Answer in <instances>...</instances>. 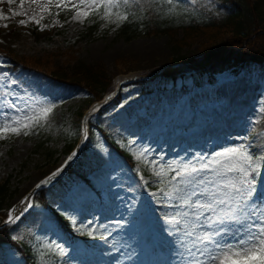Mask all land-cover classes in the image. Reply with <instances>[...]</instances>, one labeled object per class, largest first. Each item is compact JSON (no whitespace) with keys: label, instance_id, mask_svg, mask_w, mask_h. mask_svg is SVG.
<instances>
[{"label":"rangeland","instance_id":"rangeland-1","mask_svg":"<svg viewBox=\"0 0 264 264\" xmlns=\"http://www.w3.org/2000/svg\"><path fill=\"white\" fill-rule=\"evenodd\" d=\"M184 2L186 7L174 2L164 10L168 23L180 26L190 20H208L206 16H198L200 11L195 12L203 5H196L194 0ZM79 3L80 0H72V4ZM9 8L27 15L11 17ZM0 10L11 17L0 20V49L11 57L32 63L27 73H0V76L7 74L0 79V123L31 115L40 106L55 105L49 117L34 125L29 135L8 133L0 139V186H4L0 201L1 212L6 214L3 225L17 224V221L4 223L8 211L36 178L46 176L59 165L71 145L67 144L69 136L78 137L80 117L88 112L93 117L97 114V98L86 97L77 87L60 86L56 80L44 78V73L58 72L68 77L77 65L97 66L111 80L106 94L118 85L122 93L130 89L133 81L170 66L174 57L198 60L206 50L233 36L235 27L234 24L227 28L177 27L159 32L140 30L130 35L123 33L122 22L117 23L115 16L108 20L103 18L102 6L94 10L81 5L79 11H87L89 15L79 18L71 4L60 8L50 6L48 12L42 13L37 5L26 2L21 8L16 0L12 5L0 3ZM209 10L202 11L205 15ZM33 12L43 16L39 25L32 21L26 25L18 23L20 19L27 21ZM4 24L8 27L4 28ZM42 26H45L43 31ZM137 50L151 51L154 55L141 68L134 66L138 62ZM4 62L0 58L1 66ZM11 80H16L17 84H10ZM152 97L154 95H149L148 99ZM131 103L115 107L110 113L125 133L134 129V121H130L135 119L125 111ZM138 113L145 114L144 110ZM156 113L139 133H130L134 162L131 169L102 144L99 156L105 161L90 167L88 183L73 184L64 199L56 204V209L70 216L75 241L66 240L46 211L41 213L42 225H25L44 250L39 258L41 264H186L176 254L179 234L169 236L166 231L169 226L164 222L179 210L166 205L177 202L150 193L159 192L161 188L168 190V182L174 175L169 165L198 164L201 157L208 160L216 152L241 145H252L251 150L258 153V145L264 141V72H227L210 84L191 85L186 96L170 104L160 103ZM91 138L98 140L92 130ZM141 153V159L137 160L136 156ZM161 170L165 175L156 176ZM257 180L254 202L264 209V174ZM147 224L158 225L159 234L153 245L148 244L143 235ZM21 227L15 232L16 236L24 235L20 233ZM89 230L93 231V236L87 234ZM101 235L107 239H99ZM239 238L229 234L223 240L235 244ZM49 244L53 245L52 250L48 249ZM56 244L66 250L63 258L57 255Z\"/></svg>","mask_w":264,"mask_h":264},{"label":"snow or ice","instance_id":"snow-or-ice-1","mask_svg":"<svg viewBox=\"0 0 264 264\" xmlns=\"http://www.w3.org/2000/svg\"><path fill=\"white\" fill-rule=\"evenodd\" d=\"M26 2L37 5L42 13L48 12L50 6L60 8L71 4L77 9V18L89 15L87 11H79L81 5L94 10L102 6L104 19L108 20L115 16L117 23H120L129 19V13L120 12L118 9L139 5L141 0H80L79 4H72V0H19L20 7L23 8ZM0 3L12 5L16 0H0ZM167 3L171 5L173 0H167ZM114 9L117 11H113ZM8 12L11 13V17L27 15L11 8ZM11 17L0 10V20H9ZM42 19V15L33 12L27 21L20 19L18 23L26 25L32 21L39 25ZM2 26L8 27L7 24ZM44 27L42 26L40 30L43 31ZM3 76H0V79ZM9 83L15 85L17 81L11 80ZM11 106L15 107L14 104ZM54 108L55 105L52 104L40 106L35 108L31 115L25 114L23 117L12 118L11 122L0 123V139H4L8 133L17 136L21 133L29 135L33 126L46 120ZM131 143L129 141V144ZM251 149L252 145L229 147L216 152L211 159L204 160L201 157L198 164L183 163L177 164L176 167L169 165V170L174 175L168 182L170 184L168 190L161 188L159 192L150 193L152 196L159 194L177 202L175 205H166L179 210L165 218L164 222L169 226L166 229L169 236L179 234L176 254L183 258L186 264H264V209L258 208L254 202L258 191L257 177L264 174L262 173L264 141L258 145V153ZM142 155L143 153L137 155L136 159L140 160ZM68 159L71 160L72 157ZM60 171L61 169H57L36 187L48 184ZM155 175L163 177L165 173L161 170ZM26 201L27 197L21 203L25 204ZM31 207L33 205L28 201L19 215H14L15 208L10 209L4 223H16ZM87 234L93 236V231L89 230ZM229 234L240 238L235 244L227 243L223 237ZM98 238L107 239L104 235ZM12 239L16 240L18 237L13 236ZM47 247L52 250L53 245L49 244ZM55 249L61 258L66 255L63 246L56 244Z\"/></svg>","mask_w":264,"mask_h":264},{"label":"trees","instance_id":"trees-1","mask_svg":"<svg viewBox=\"0 0 264 264\" xmlns=\"http://www.w3.org/2000/svg\"><path fill=\"white\" fill-rule=\"evenodd\" d=\"M141 0L139 5L130 8L121 7L122 12L129 13V19L123 24V33H135L138 27L143 26L144 32H159L174 30L176 28L168 24L162 16L163 1ZM180 6H184V0H177ZM199 5L206 4L212 7V13L208 14V20L184 24L183 29H196L204 27H217L235 25L233 36L219 45L206 50L203 56L196 59L174 57L170 67L152 75L147 79L135 81L132 89L127 92V99H135L147 94H155L158 101L173 99L184 95L189 90V85L200 86L204 81H212L217 75L227 72H241L243 70L264 71V0H196ZM148 4L155 14L142 10V6ZM138 17V18H137ZM204 17V14H202ZM205 18V17H204ZM141 19V20H139ZM229 26V27H230ZM255 32V34H254ZM264 35V34H263ZM0 55L5 57L8 69L21 73L31 69L32 63L11 57L8 52L0 50ZM75 72L70 76H64L58 72L45 74L47 78L56 80L59 84L64 82L70 88L82 89L86 97L101 98L111 85L109 76L97 66L77 65ZM121 102L119 98L116 102ZM143 102H139L141 105ZM143 107V104L140 106ZM140 121V120H139ZM143 121V120H141ZM106 112L101 113L94 124V133L102 137L108 147L114 149L129 165L132 159L127 149V143L118 142L113 131L115 122H111ZM70 143V141H68ZM98 145H90L83 157L70 170L65 181L60 182L48 191L42 192L37 198V207L30 215L29 221L37 219V213L41 208H47L53 217L55 224L68 238L70 236L69 217L65 212H59L54 208V200L61 199L69 190L73 182H86V173L91 161L95 158ZM4 186H0V200ZM2 203L0 201V224ZM15 226L0 225V264H41L39 258L41 249L35 243L33 237L24 235L13 240ZM11 261H14L12 263Z\"/></svg>","mask_w":264,"mask_h":264},{"label":"bare ground","instance_id":"bare-ground-1","mask_svg":"<svg viewBox=\"0 0 264 264\" xmlns=\"http://www.w3.org/2000/svg\"><path fill=\"white\" fill-rule=\"evenodd\" d=\"M163 1V7H164V10H166V9H168V7L170 6L168 3H167V0H161L160 2H162ZM174 2H176V0H173V3ZM172 3V4H173ZM171 4V5H172ZM178 6L179 7H181L180 5H179V3H178ZM151 8V10H149V13L150 14H155V12H154V10H152V7L151 6H149L148 4H145V5H143L142 6V10L143 11H145V12H147L148 11V9H150ZM165 13V12H164ZM166 15V14H165ZM1 50V49H0ZM138 52H137V58H138V62L136 63V64H134V66H136V67H138V68H141V67H144V66H146L147 64H148V60L149 59H153L152 57H154V55L153 54H151V51H148V52H140L139 50H137ZM153 51H157V50H153ZM152 51V52H153ZM4 70L0 67V73L1 72H3ZM44 74H47V73H44ZM60 86H63V87H68L69 88V85L67 84V83H64V82H62V83H60L59 84ZM106 98H104V100H101V101H99L98 102V104H97V106H99V105H102L106 100H105ZM95 108H96V106H95ZM90 112H88L87 114H85V120L87 119V118H89L90 117V115L91 116H93L92 114H89ZM77 150H78V147L76 148ZM77 150L74 152L75 154H76V152H77ZM71 157H72V159L74 158V155L73 154H71L70 155ZM63 157H65V156H63ZM64 159V158H63ZM68 159V158H67ZM42 178H43V176H42ZM41 177H38V178H36L35 180V182L31 185V188H32V186L34 185V184H36L38 181H40L41 179H42ZM85 183H88V181L87 182H85ZM29 187H30V184H29ZM26 188H28V187H26ZM25 188V189H26ZM30 188V189H31ZM29 189V190H30ZM28 190V191H29ZM27 191V192H28ZM26 192V193H27ZM42 192H44V191H42ZM42 192H40L39 194H41ZM26 193H24V194H26ZM39 196V195H38ZM37 196V197H38ZM28 198V200H30L31 198H32V193L31 194H26V196L24 197V198ZM158 225L156 224H154V225H149V224H147V225H145V230H144V233H143V235H144V237H145V240L148 242V244L150 243V244H152L153 245V243L155 242V240L158 238ZM12 263H14V261H11Z\"/></svg>","mask_w":264,"mask_h":264}]
</instances>
